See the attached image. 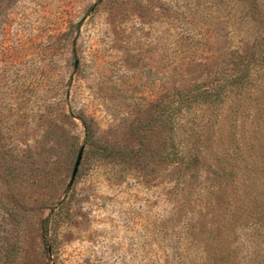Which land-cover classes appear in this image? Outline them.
<instances>
[{
  "label": "rangeland",
  "instance_id": "rangeland-1",
  "mask_svg": "<svg viewBox=\"0 0 264 264\" xmlns=\"http://www.w3.org/2000/svg\"><path fill=\"white\" fill-rule=\"evenodd\" d=\"M3 1L0 264H264V0ZM232 55L252 86L178 118L196 166L153 158L160 97Z\"/></svg>",
  "mask_w": 264,
  "mask_h": 264
},
{
  "label": "trees",
  "instance_id": "trees-1",
  "mask_svg": "<svg viewBox=\"0 0 264 264\" xmlns=\"http://www.w3.org/2000/svg\"><path fill=\"white\" fill-rule=\"evenodd\" d=\"M228 66V71H231V73H224L229 74L227 76H220L221 72L216 73L208 79L196 81L189 85L177 86L169 94H163L160 97L155 106L156 116L153 120L166 129L168 147L165 151L154 153L153 158L159 162L174 165L179 171L190 170L193 166H196L198 158L179 140L178 118L195 105L220 106L232 96L239 97L243 95L252 86L255 76L251 57L245 60L243 55L239 58L232 55ZM83 123L86 126V139L90 143L91 149H95L102 157L108 158L112 156V153H119L121 157L129 159L136 154L134 150H116L110 146L99 145L95 142L93 132L88 127L87 122ZM139 130L140 126L138 124L133 125L131 128L134 135H139ZM139 142L138 153L141 152L145 144L141 138ZM18 253L19 251L12 250L6 258V262L15 264Z\"/></svg>",
  "mask_w": 264,
  "mask_h": 264
},
{
  "label": "water",
  "instance_id": "water-1",
  "mask_svg": "<svg viewBox=\"0 0 264 264\" xmlns=\"http://www.w3.org/2000/svg\"><path fill=\"white\" fill-rule=\"evenodd\" d=\"M84 150H85V147L82 146L80 148V151H79V154H78V157H77V160L75 163V167H74V170H73V173H72V177H71V180H70V184H69V187H72L74 182H75V179L77 177V174L79 172V169H80V165L82 163V159H83V155H84Z\"/></svg>",
  "mask_w": 264,
  "mask_h": 264
}]
</instances>
